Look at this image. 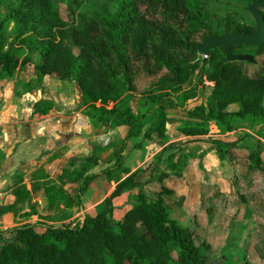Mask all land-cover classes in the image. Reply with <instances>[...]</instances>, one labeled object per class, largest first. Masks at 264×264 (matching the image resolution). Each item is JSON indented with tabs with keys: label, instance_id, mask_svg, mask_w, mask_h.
<instances>
[{
	"label": "trees",
	"instance_id": "obj_1",
	"mask_svg": "<svg viewBox=\"0 0 264 264\" xmlns=\"http://www.w3.org/2000/svg\"><path fill=\"white\" fill-rule=\"evenodd\" d=\"M83 1L70 3L78 7ZM0 3L7 9L0 18V80L14 75L21 80L25 67L32 64L38 83L49 75L75 83L83 106L80 114L94 126L117 130L120 136L106 146H93L88 156L69 158L57 185L44 184L47 211L61 210L42 223L24 222L11 229L15 236L0 246V264H205L208 245L196 242L192 231L172 220L163 204L162 196L171 194L170 189L162 185L154 198L139 191L119 220L113 219V200L154 179L150 175L147 181H138L148 166L130 173L122 158L129 140L166 136L168 108L197 119L178 127L184 137L206 136L211 124L220 134L232 132L238 122L251 129L264 125V63L255 75H248L242 61H227L221 47L210 49L204 61L197 59V44L208 36L250 33L255 27L216 17L208 10L209 0H104L82 15L78 24L59 15L55 0ZM261 12L264 16V9ZM7 23L13 24L10 38L3 32ZM243 46L251 47H239ZM31 52L37 53L39 62L33 61ZM260 55L255 53L254 60ZM160 71L150 91L134 101V74ZM194 76L196 84L184 90ZM197 84L209 87V93L202 103H188L199 91ZM53 105L39 99L32 104L31 114L46 115ZM212 143L219 156L222 150L234 148L233 143L223 145L226 149L219 141ZM161 152L152 171L159 166ZM103 154L107 165L95 170ZM247 159L264 174L258 150L248 153ZM122 174L126 176L120 178ZM164 176L159 173L157 180ZM99 181L105 191L114 184L109 195L92 215L65 223V211H81L84 195ZM15 184L12 195L15 203H21L28 191L20 179ZM13 205H0V216L11 213Z\"/></svg>",
	"mask_w": 264,
	"mask_h": 264
},
{
	"label": "rangeland",
	"instance_id": "obj_2",
	"mask_svg": "<svg viewBox=\"0 0 264 264\" xmlns=\"http://www.w3.org/2000/svg\"><path fill=\"white\" fill-rule=\"evenodd\" d=\"M55 1L59 15L69 23L73 22L74 24H78L80 22L82 15H88L104 3V0H84L78 7H75L74 5H71L70 0ZM252 2L253 1L250 0H209L208 10L216 17H229L236 22L243 23L247 27H255L253 17L247 10L248 6ZM6 14L7 9L0 3V18L4 17ZM3 32L6 37L10 38L13 34V24L7 23ZM6 44H8V40ZM232 50L239 54L252 56L256 51L255 48L246 46L239 47L238 45L232 46ZM30 55L33 61L39 62L36 52H31ZM204 58L205 57L199 55L197 57L199 60ZM263 63L264 53L255 58V63L242 61V69L248 75H255L259 67L258 65ZM162 73L163 71L154 75H150L145 72L135 73L133 77V90L131 91L134 101L149 92L152 81L159 77ZM11 79L15 80L12 92L2 91L1 94H5V96L3 95L0 98V111L2 112L0 113V203L1 205H4V203H8L9 199L10 201L13 199L12 204L14 205L11 213L0 216V246L7 241L13 240L15 235L13 232L9 231L14 227L24 222L42 223L45 221V217L55 216L57 214L56 212L61 210V208H58L55 211H47L46 208V199L43 191L44 184L52 183L57 185L56 176L60 170L58 165L49 161L52 157L51 154L56 147L55 145L49 147L46 144V140L48 138H52L55 142L54 144H56L60 142V137L62 135L70 134L67 136V142L63 144L64 148L70 150L77 144V136L75 137V132L82 131L76 127H71L73 130H67L69 126H71V123L75 124V122H78L80 118V111L83 108L80 100V92L75 83L63 81L61 84V82H58V79L54 75L51 78L45 76L42 82L38 83L34 80L32 64H28L25 67L21 80H19L16 75H14ZM195 84L196 77L194 76L190 83L184 86V90H189L190 87ZM196 87L199 91L197 95L191 97L188 103L191 101H195V104L202 103L204 102L206 95L209 93V87L200 88L199 84H197ZM26 88L31 89V91L26 92ZM36 99H47L52 101L54 104L53 108L44 116L40 117L32 115V104ZM111 106L112 103H110L107 107L110 108ZM166 111L168 117V121L166 123L167 138H170L173 142L166 146V148H162L160 157L161 163L165 164L166 162L167 164V154H177L176 151H178V149H184L187 144L189 146L192 145L190 147L195 145L200 146L213 144V138L207 137L211 131H214L212 124L209 125V132L206 136L195 138L186 137L185 139L178 141L177 139L182 136L178 131V127L186 122H194L196 118L187 114V112L183 110L168 108ZM69 118L72 119L71 122L67 121ZM56 119L66 120H63L64 122L62 123L56 124V128L52 127L49 130L47 126L51 121H55ZM45 124L47 126L42 128L43 132H37L38 128L41 125L44 126ZM261 130L262 128L258 130L257 127L251 129L246 124L238 122L233 130L235 133L233 135H228V137L224 138V141L239 142L240 139L245 140L246 142L250 141V144L252 143V149L259 150V157L262 159L264 158V135L263 137L260 135ZM47 131H52L54 134L46 136ZM30 132L32 133V137ZM27 133L29 134L27 135ZM78 134H80V132H78ZM87 135L90 136L91 140H89L85 147L78 148L77 150L71 152L72 155H74L73 157H84L83 155L85 153L90 154V147L95 145L106 146L120 139V136L116 131L111 133L109 129H104L99 126H96V131H93L91 134L88 133ZM248 137L251 138L248 139ZM63 141L64 140H62L61 143ZM145 142L146 141H143L141 136L128 141L126 151L122 158L123 166L127 165L129 167L128 170L146 165V162L143 163L146 158L143 151ZM155 149L152 151H155ZM247 150L248 149L243 148L229 149L234 165H248L245 153ZM105 155L106 154L101 155V160L95 170H99L107 165L105 162ZM157 155L158 152L152 158V166H155ZM156 170L160 171L161 169L156 168ZM17 173L19 174L16 175ZM258 175L261 176L262 174L259 173ZM119 177L123 178L124 175L122 174ZM19 179L28 191V195L25 196V200L23 202L15 203V197L12 195V191L16 185L15 183L19 181ZM160 181L157 180L156 176L154 180L146 184H152L153 182L159 183ZM33 185L37 186L35 190H33ZM94 187H96L97 190ZM104 187L106 186H103L101 181L91 187L86 196L84 195L83 197V209L81 211L76 210V208L67 209L65 212L68 217L65 223L78 221L81 219L83 214L92 215L95 207L93 204L101 198L105 191ZM151 191V188H149L146 192L151 194ZM240 193L242 194L241 191ZM240 193L237 188V194ZM8 194L12 195L13 198L8 197ZM238 197L240 204L242 202V204L247 205L244 198H241V195H238ZM239 203H227L225 207H222V212H220L219 208H217V210L214 209L212 204L207 206L206 210L208 216L211 217L213 215L214 218L217 219V223L227 229L228 233L226 240L223 243L220 238L217 240L214 236H206L210 233L208 229L209 227L197 229L193 226L184 225L177 221L179 224L192 231L196 242H205L208 245L205 255V264H242L244 261H247L248 264H255L256 257L253 255V251L249 244V236L246 233V230L251 227V224L248 220H244L242 219V216H239ZM212 206L213 211H210L212 210ZM117 209H120V207ZM168 212L169 215L172 216V211L170 212V210H168ZM217 212L221 214L218 216ZM119 213L120 210H117L114 218H118ZM251 213L252 211L246 209L245 216L250 217ZM47 223L54 225L60 224V222L50 221H47ZM255 225L256 227H253L256 233L259 234V237L256 239V245H262L264 242V218H258ZM244 232L245 234L243 235Z\"/></svg>",
	"mask_w": 264,
	"mask_h": 264
},
{
	"label": "crops",
	"instance_id": "obj_3",
	"mask_svg": "<svg viewBox=\"0 0 264 264\" xmlns=\"http://www.w3.org/2000/svg\"><path fill=\"white\" fill-rule=\"evenodd\" d=\"M51 77H53V75L48 76V78ZM58 82H61L62 84L63 81L58 80ZM14 83L15 80L11 78L0 80V98L3 95L5 96V94H1L2 91L12 92ZM37 100L39 99L34 100V102H36ZM0 113L2 112L0 111ZM63 120L66 119H56L55 121H51L48 126L46 124L44 126L41 125L38 128L37 132H43L42 128H45L46 126L49 128V130L52 127L56 128V124L64 122ZM71 120L72 119L69 118L67 121L71 122ZM71 127L79 128V130L82 131L75 130V137L77 136V144L70 150L64 148L63 145L65 142H67V136H69L70 134L62 135L60 137V142L56 144H54L55 142L52 140V138H48L46 140V144L49 147H52L53 145H55L56 147L53 153L51 154L52 157L49 159L50 162L60 167L59 173L56 178L60 175L61 170L63 169V167H65L68 159L74 156L71 152L77 150L78 148L85 147L88 144L89 140H91L90 136L87 134H91L93 131H96V126H94L86 117L82 116L81 114L78 122H75V124L71 123V126H69L67 130H73V128ZM212 127L214 128V131H211V133L207 137H211L213 138V140L219 141L221 147H223L224 149L226 148L223 145H225L226 143H233L234 148L248 149L245 152L246 156L251 151H254V149H252V143L250 144V141L246 142L242 139H240L239 142L224 141V138L228 137V135H233L235 131L220 134L215 126ZM261 128L262 130L260 131V135L263 137L264 126L257 127L258 130H260ZM114 131H116L118 134L117 130H110L111 133ZM78 132H80V134H78ZM28 134L29 133H27V135ZM30 134L32 137L31 132ZM49 134L52 135L54 133L52 131H47L46 136ZM185 138L186 137L181 136L177 140L181 141ZM249 138L251 137H248V139ZM62 140L64 141L61 143ZM172 142L173 141H171L170 138H167V132L164 138L153 139L145 142L143 151L145 153L146 158L143 163L146 162V165L131 168L129 172L131 173L138 168H144L148 166L146 167V170L142 172V174L138 177L137 180L140 182L147 181L150 175H152V177L155 179L156 176L158 177L159 173L161 172L166 173V176H164L159 183L153 182L152 184L148 185L144 184L141 188L129 190L121 196L115 198L113 200V219L119 220L123 216V214L129 208H131V206L134 204V196L139 191L143 192L149 198H154L159 192L161 186L163 185L164 187L172 191L171 194H165L162 196L164 206L167 210H170V212L172 211L173 213L172 216H170L172 220L176 222L179 221L184 225L193 226L197 229L209 227L208 229L210 233L206 236H214L217 238V240L220 238L222 240L221 242L223 243L226 240V236L228 233L227 229L220 226L219 223H217V219L214 218L213 215L211 217L208 216L206 210L207 206L209 204H212L214 206V209L217 210V208H219L220 212H222V207H225L227 203H239L238 195H241V198H244L247 205L242 204V202L241 204L239 203L240 215H238L242 216V219L248 220L251 224V227L246 230V233L249 236V244L253 251V255H255L256 257L255 264H264V251H262L264 250V242L262 245H256V239L259 237V234L256 233L254 229V227H256V220L260 217L264 218V174L252 167L248 159V165H234V161L232 155L230 154V151L227 149L222 150L221 156H219L216 153V149L213 144H205L200 146L195 145L193 147H190L192 145L189 146L187 144L184 149H178V151H176L177 154H167V164L166 162L165 164L161 163L160 159L158 161V168L161 169L160 171H152L154 167V165L152 166L151 164L152 158L156 155L157 152L159 153L162 148L168 146ZM154 149L155 151H152ZM89 150V152L91 153L92 147H90ZM88 155L90 154L85 153L83 156ZM259 159L261 162V166L264 168V158L261 159L259 157ZM172 163L174 164L173 166H168ZM124 167L127 169L129 168L127 165H124ZM256 172L258 174L261 173L262 175L259 176ZM125 176L126 175H124V177ZM113 186L114 184H112V187ZM112 187L108 191H104L101 198L94 202L93 205L96 206L104 197L108 196L110 191L112 190ZM94 188L97 190L96 187ZM149 188H151L152 190L151 194H148L146 192ZM237 188L239 189V193L241 191L242 194H237ZM8 195V197L13 198L12 195ZM12 200L10 201L9 199L8 203H4V205H11L13 202ZM213 206L212 210L210 211H213ZM118 207H120V209H117ZM246 209L252 211L250 217L245 216ZM117 210H120L119 216L118 218H114L115 212ZM220 214L221 213L217 212L218 216ZM244 234L245 232L243 233V235Z\"/></svg>",
	"mask_w": 264,
	"mask_h": 264
},
{
	"label": "water",
	"instance_id": "obj_4",
	"mask_svg": "<svg viewBox=\"0 0 264 264\" xmlns=\"http://www.w3.org/2000/svg\"><path fill=\"white\" fill-rule=\"evenodd\" d=\"M261 9H264V1H254L247 8L255 23V30L253 32L225 33L217 37L208 36L204 41L197 44L198 55L207 58L210 49L221 47L227 61L254 63L255 60L252 55L233 54L232 46L248 45L256 49V54L264 53V16Z\"/></svg>",
	"mask_w": 264,
	"mask_h": 264
},
{
	"label": "built area",
	"instance_id": "obj_5",
	"mask_svg": "<svg viewBox=\"0 0 264 264\" xmlns=\"http://www.w3.org/2000/svg\"><path fill=\"white\" fill-rule=\"evenodd\" d=\"M212 126H214V125H212Z\"/></svg>",
	"mask_w": 264,
	"mask_h": 264
}]
</instances>
